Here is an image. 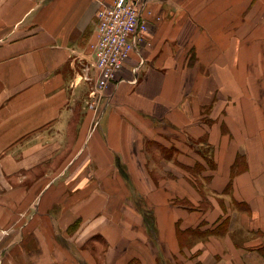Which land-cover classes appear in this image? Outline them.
Masks as SVG:
<instances>
[{
	"label": "crops",
	"instance_id": "1",
	"mask_svg": "<svg viewBox=\"0 0 264 264\" xmlns=\"http://www.w3.org/2000/svg\"><path fill=\"white\" fill-rule=\"evenodd\" d=\"M111 2L0 0V264H264V0H146L99 88Z\"/></svg>",
	"mask_w": 264,
	"mask_h": 264
},
{
	"label": "built area",
	"instance_id": "2",
	"mask_svg": "<svg viewBox=\"0 0 264 264\" xmlns=\"http://www.w3.org/2000/svg\"><path fill=\"white\" fill-rule=\"evenodd\" d=\"M145 1L112 0L111 3L100 4L95 40L92 43L97 87L104 86L113 78L123 67L130 53L137 49L136 42L147 29L142 18Z\"/></svg>",
	"mask_w": 264,
	"mask_h": 264
}]
</instances>
